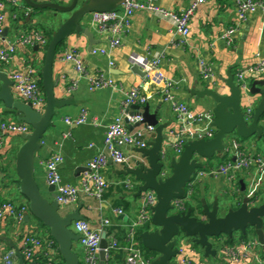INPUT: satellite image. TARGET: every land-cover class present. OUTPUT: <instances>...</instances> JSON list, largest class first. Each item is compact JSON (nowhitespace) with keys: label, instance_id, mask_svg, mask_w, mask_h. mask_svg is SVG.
I'll list each match as a JSON object with an SVG mask.
<instances>
[{"label":"crops","instance_id":"crops-1","mask_svg":"<svg viewBox=\"0 0 264 264\" xmlns=\"http://www.w3.org/2000/svg\"><path fill=\"white\" fill-rule=\"evenodd\" d=\"M45 2H58L68 4L71 0H43ZM194 0H155V4L172 13H180L191 6ZM4 13V31L6 37H0V50L8 49L9 45H15L16 51L7 63H0V69L8 76L13 73L25 71L29 66L34 67L41 85V71L44 63L45 52L42 48L24 47L18 41L27 30H33L35 26L45 25L48 21L60 25L67 17L66 15L55 16L56 11L45 9L36 11L28 6L22 7L21 0H6ZM17 15V19L13 16ZM83 24L88 26L94 33L97 43L92 49H104L105 55L92 54L89 40L85 36H70L57 52L54 63V79L59 80L55 88L57 99H73L70 104L59 110V114L53 118L52 125L46 131L40 144L41 148L35 155L34 177L41 194L52 200L54 193L49 191L50 185L47 179L46 163L54 156H60L62 163L59 165V174L62 182L67 185H79L86 170L87 164L96 156L97 150L104 144L105 133L108 126L120 115L121 103L124 95L121 91L112 89H99L90 91L89 82L78 76L74 66L62 61L60 54L66 50L75 51L84 61L88 74H97L112 77L120 83L124 89L138 88L149 97L145 108L140 109L143 113L147 110L155 116L159 124H168L165 134L168 140L164 146L173 142L171 131H179L184 126V121L178 115L169 102H166L165 90L169 89L175 101L187 104L196 114L211 113L214 115V103L210 98L199 99L191 94L196 88L203 90L209 87L220 88L222 94H229V89L221 82L227 78L229 70L235 76L237 70L245 72L249 88L255 81L264 80V71H259V63L264 59V15L261 11L240 13L236 0H205L199 6L190 20V34L186 44H180L182 36L177 32L175 21L170 17H162L155 13L138 12L132 17L131 29L122 40V45L112 48L110 45L111 35L100 33L92 24L91 14L88 15ZM57 26V28H58ZM233 31L228 37V32ZM160 59L157 69L149 71V78L145 79L147 71L144 70V62ZM209 67L212 78H202V65ZM136 69V71H134ZM77 81L74 87L72 82ZM1 87V83H0ZM13 94L15 91L13 88ZM247 95L242 99V107L247 110L252 107L255 111L261 96ZM15 98L19 99L16 95ZM87 111L88 122L86 124H68L66 119L75 120L81 110ZM134 110L133 112H138ZM254 114V113H253ZM213 119V118H212ZM95 122V124L93 123ZM213 121L206 120L198 123L196 130L208 129ZM19 122L14 114L5 108L0 101V133L3 137V146L0 157L3 160L0 167V195L18 205H27L28 201L19 192L20 181L16 173V156L25 142L24 135L9 131L2 132V126ZM260 126L264 129V117L260 120ZM142 128V127H136ZM135 128V129H136ZM155 135L148 136V142ZM239 140L241 147L249 156L264 158V136L256 135L249 139H240L234 135L229 138L232 145ZM93 145V147H91ZM234 146L230 148L228 155L218 159L221 162L210 163L205 161L206 169L197 172L193 181L197 185L191 204L195 206L197 201L206 198L213 205L215 198L227 209L232 207L224 203L227 195H233L234 203L238 207L242 201L240 181L246 186V193L254 192L264 202V174L256 168L244 170L236 174V180L229 182L224 175L214 174L227 160L234 159ZM125 153L131 157L128 165H119L109 162L103 174L109 183V187L101 200L81 194L79 199L68 206L61 207V212L66 215L80 209V214L89 221L94 228H98L101 220L108 219L110 225L105 228L108 241L118 238L119 248L112 250L113 261L123 263L125 259V248L129 242L125 240L129 233L131 224L137 219L140 210V197H136L137 184L132 176L122 173L134 164L142 156L135 148L127 147ZM211 159V160H214ZM136 161V162H135ZM212 164V165H211ZM204 173L200 177V173ZM133 181L135 188L129 190L125 182ZM255 196V195H253ZM29 206V204H28ZM122 208L123 215H116L114 210ZM153 231V227L145 225ZM109 232V234H108ZM143 232V231H142ZM140 232L134 240L135 245H142L139 239ZM29 236L41 239L51 237L49 230L30 216V221L25 218L22 223H17L13 218L4 216L0 218V264L18 263V257L13 245L23 253L24 241ZM250 240L255 237L249 236ZM224 245L228 243V237H223ZM241 233H236L232 238L230 247L242 249ZM219 245V244H218ZM74 252L79 254L81 264L85 252L83 247L74 243ZM180 256L174 260V264H180V257H189L194 264H264V253L261 247L255 250L258 259L252 256H241L237 263H230L223 255L222 248L215 247L217 256L210 262L204 256V250L194 248L190 240L182 242L179 246ZM54 257L58 264L63 263L58 248L54 250ZM39 255L31 260L26 259V264L37 262ZM38 263V262H37Z\"/></svg>","mask_w":264,"mask_h":264},{"label":"water","instance_id":"water-1","mask_svg":"<svg viewBox=\"0 0 264 264\" xmlns=\"http://www.w3.org/2000/svg\"><path fill=\"white\" fill-rule=\"evenodd\" d=\"M123 1L71 0L68 4H60L43 0H21L22 7L28 6L36 11L51 9L56 11V17L58 15L67 17L54 31L45 51L41 71L42 88L46 99L43 112L36 111L31 102L17 100L13 94L14 82L0 69V101L19 122L26 123L32 128L31 133L24 135L25 142L16 156L19 192L29 204V213L25 216V221H30L31 216L49 230L63 259L62 264H81L80 256L73 248L81 236L71 227L73 222L84 220V217L80 214L81 208L63 215L56 200L55 187L50 186L49 191L54 195L52 200L47 199L41 194L34 177L35 155L41 148L42 138L52 125L53 118L59 114V110L73 100H60L55 96V88L59 85V80L54 79L53 73L57 50L72 35L85 36L92 50L97 41L90 28L83 24L84 19L95 12L115 11ZM6 35L4 31L2 36ZM221 82L229 89V94H222L218 86L211 88L208 85L203 90L194 88L191 91L193 96L199 99L210 98L215 104L211 124L215 129V135L210 140L189 141L179 157L168 153L167 157L162 158L161 153L165 141L168 140L164 133L168 124H159L155 116L149 114L147 110L143 113L145 122L156 128L155 136L148 142V148L137 149L147 164L136 162L134 167L127 168L122 174L133 177L138 186L136 197L153 191L157 198L156 205L151 208V226L154 229L143 231L138 236L143 248L157 254L151 264H174V260L181 254L179 246L187 239H191L204 250L205 258H215L218 253L214 247L215 241L222 240L223 237L232 239L236 233L246 235L250 230L254 231L257 243L264 253V202H256V195L249 196L243 181H240L242 201L237 208L226 209L218 198H215L211 206L206 198L201 200L200 207L179 208L175 205L177 200L185 198L189 183L198 171L205 168L206 160L216 157L223 159L228 155L231 136L236 135L242 139H249L255 135L259 138L264 136V129L260 126V120L264 117V80L253 82L248 90L249 95L261 96L251 122L246 120V110L242 107V99L247 93L236 84L231 70L228 71L227 78ZM132 109L140 108L135 106ZM128 127L130 130L133 129L132 126ZM228 199L235 201L233 195H227L226 201ZM13 247L18 257L17 264H26L21 250L14 245ZM108 247V237L104 232L99 253L101 264H106Z\"/></svg>","mask_w":264,"mask_h":264},{"label":"built area","instance_id":"built-area-1","mask_svg":"<svg viewBox=\"0 0 264 264\" xmlns=\"http://www.w3.org/2000/svg\"><path fill=\"white\" fill-rule=\"evenodd\" d=\"M64 1V0H60ZM6 0H0V37L4 32V22L6 15L4 13ZM155 0H124L119 8L112 12L104 13H92L91 20L100 33H109L111 35L110 45L112 48H118L122 45V40L127 36L131 29L132 17L138 12L155 13L162 17H170L175 21L177 32L181 34L182 40L180 44H186L187 37L190 34V20L193 17L196 10L202 5L205 0H194L190 7L180 13L168 12L155 3ZM237 8L239 12H254L261 11L264 15V0H236ZM17 19V15L13 16ZM233 31L228 32V37ZM50 40L38 31H32L31 33H24L19 38V45L24 47H36L42 48L46 51ZM16 51L15 45H9L8 49L0 50V63H7L12 55ZM91 53L105 55L107 53L104 49H92ZM62 61L70 63L74 66L75 71L79 77L87 79L89 82L90 91L99 89H112L121 91L124 95V99L121 103L120 115L115 121L108 126L105 133L104 144L97 150L96 156L87 164L84 176L79 185H67L62 182V178L59 174V165L62 163L60 156H54L46 163L47 179L50 186L55 187L56 200L61 207L68 206L75 203L81 194L88 197H94L101 200L104 193L109 187V183L103 174V170L109 162H113L119 165H128L131 161V157L125 153V149H145L148 148V136L155 135V127L146 123L143 116V112L140 110L144 108L149 100V97L143 94L140 89L133 88L126 90L112 77H105L104 75H90L86 71V65L83 59L72 50H66L60 54ZM160 65V59H154L152 61L144 62V70L147 71L145 79L149 78V71L157 69ZM259 71H264V59L259 63ZM202 78L209 80L212 78V73L209 67L205 64L202 65ZM10 79L14 82L15 95L23 101L31 102L33 108L38 112H43L46 106V99L40 85L38 74L34 67L29 66L25 71L19 73H13L9 75ZM235 82L241 88L243 92L249 90L248 83L246 81L245 72L237 70L235 73ZM73 86L77 85V81L72 82ZM165 95L166 102L172 105L173 110L178 115L180 120L184 121V126L179 131H171L170 136L173 138V142L167 147L164 146L161 153L162 158L167 157L170 151H173V155L179 157L185 145L189 141L194 140H210L215 135V129L210 126L208 129L199 131L195 129L198 123H204L206 120L213 121L214 115L211 113H194L191 108L185 104L175 101V98L170 92L169 85L166 86ZM139 107L138 112H133V107ZM254 109L249 107L245 111V118L251 122L253 118ZM88 122L87 111L81 110L80 115L75 120L66 119L68 124H86ZM95 124V122H93ZM140 124L136 128V125ZM128 126H132L130 130ZM138 127V126H137ZM136 128V129H135ZM9 131L13 133H20L23 135L32 132V128L26 123H14L2 126V132ZM3 146V137L0 133V150ZM234 146V158L229 159L218 170L213 173L224 175L229 182L236 180V174L243 172L244 170L256 168L260 173L264 174V158L249 156L242 151L241 144L238 141H234L231 145ZM93 147V145H91ZM231 148V147H230ZM228 150V153L230 151ZM136 162V161H135ZM139 163L147 164L146 160L141 157L137 160ZM3 160L0 157V167ZM200 177L204 176V173L199 174ZM197 181H191L187 187V195L185 198L179 199L175 202V205L179 208L185 207V204L190 200L191 195L194 192V184ZM127 189H134L135 183L133 181L125 182ZM255 195L254 192L249 196ZM157 203L156 195L153 191H147L140 197V210L137 219L131 224L129 230L128 247L125 248V259L122 264H151L152 260L146 259L142 251L135 245L134 240L138 234V229L144 227L147 223H151V208ZM116 215H123L122 208L114 210ZM29 213V206L18 205L9 199H4L0 195V218L9 216L13 218L17 223H22L25 216ZM110 225L108 219L101 220L99 227L94 228L89 221L81 220L73 222V231L81 236L80 244L84 249L85 256L82 264H101L99 259L100 243L102 234L105 232V228ZM223 255L229 260L230 263H237L241 256H252L259 261V255L255 251L256 248L261 247L257 243V239L250 240V242L243 244L242 249L238 247H230L222 243ZM56 242L50 239H41L36 236H29L24 241V248L22 255L25 259L31 260L35 257L36 253L39 258L42 257L37 264H58L54 257V250L57 249ZM119 248L118 241L112 238L109 241V247L107 249L106 264H121L116 263L113 259H110V252ZM180 256V255H179ZM8 264L12 262L8 261ZM180 264H194L189 257H180Z\"/></svg>","mask_w":264,"mask_h":264},{"label":"trees","instance_id":"trees-1","mask_svg":"<svg viewBox=\"0 0 264 264\" xmlns=\"http://www.w3.org/2000/svg\"><path fill=\"white\" fill-rule=\"evenodd\" d=\"M57 26H58V24L57 25L54 24L53 21L52 22L51 21H48L45 25H41V26H37L36 25L33 30L32 29L31 30H27L25 33L28 34V33H31L32 31H38V32L42 33L44 36L48 37V39L50 40L51 37H52V35H53V33H54V31L57 29ZM62 46H63V43L58 47L57 52L60 51V49H61ZM41 87H42V82H41ZM42 90H43V88H42ZM237 141H238V143H240L239 140H237ZM242 151L245 153V151L243 150V148H242ZM188 189H189V187H188ZM194 190H195V187H194ZM186 195H187V192H186ZM256 202H261L262 203L263 201L260 199L259 196L256 195ZM196 203H198V204H195V206H198V207L201 206V201L200 202L197 201ZM191 206H193V205L191 204V197H190V200L185 204V207H191ZM148 226H150V223H148ZM149 230H150L149 227L144 226L142 228H139L137 232L138 233L139 232L141 233L142 231H149ZM108 234H109V232H108ZM128 235H129V233L125 237L126 242L128 241ZM250 235H253L256 238L254 231L253 230H250L246 235L241 234V241L244 244L250 242V239H249V236ZM50 238L51 237H49V239ZM115 239L118 241V244H120V241L118 240V238H115ZM190 243H193L194 248H199V246L197 244H195L194 242H192L191 239H190ZM229 243H232V239H229L228 238V243L227 244L229 245ZM56 247H57V245H56ZM138 248L142 251V253H143V255H144V257L146 259L152 260V259H155L157 257V254L156 253L146 250L145 248H143V246L141 244H140V247H138ZM109 256H110V259H113L112 251L110 252V255ZM40 260H42V257H40V259H38L37 262H39Z\"/></svg>","mask_w":264,"mask_h":264},{"label":"rangeland","instance_id":"rangeland-1","mask_svg":"<svg viewBox=\"0 0 264 264\" xmlns=\"http://www.w3.org/2000/svg\"><path fill=\"white\" fill-rule=\"evenodd\" d=\"M240 138V137H239ZM240 139H242V138H240ZM170 154L171 155H173V151H170ZM207 161V160H206ZM208 161H210V163H214V161L216 162H221V161H219L218 159H214V160H208ZM207 161V162H208ZM205 163L206 162H204V165H205ZM212 165V164H211ZM204 170V169H203ZM205 170L207 171V172H210V170H211V168H210V170H208V169H206V165H205ZM197 184L195 183L194 184V187L196 186ZM224 203H226L227 205H230V206H236V204L234 203V201H232V199H228L227 201H226V199L224 200ZM235 208H237V207H235ZM71 229L73 230V227H71ZM250 236H252V235H250ZM215 245V244H214ZM217 246H219L220 248H222V246H223V244L221 243V244H217V245H215L214 247H217ZM213 259V258H212ZM207 260L210 262V258H207Z\"/></svg>","mask_w":264,"mask_h":264},{"label":"flooded vegetation","instance_id":"flooded-vegetation-1","mask_svg":"<svg viewBox=\"0 0 264 264\" xmlns=\"http://www.w3.org/2000/svg\"><path fill=\"white\" fill-rule=\"evenodd\" d=\"M255 195H256V194H255ZM221 243H224V241H223V240L215 241V245H217V244H221Z\"/></svg>","mask_w":264,"mask_h":264}]
</instances>
